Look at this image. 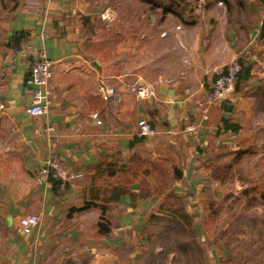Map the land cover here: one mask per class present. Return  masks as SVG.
<instances>
[{
  "label": "crops",
  "instance_id": "crops-1",
  "mask_svg": "<svg viewBox=\"0 0 264 264\" xmlns=\"http://www.w3.org/2000/svg\"><path fill=\"white\" fill-rule=\"evenodd\" d=\"M190 9L188 19L168 12L132 21L130 63L91 49L92 35L83 33L101 13L95 0H0V264H152L148 246L162 229L147 224L163 198L153 192L159 171L194 218L225 196L229 181L211 178L209 161L242 148V123L252 121L264 78L255 68L264 58L255 36L264 0H202ZM41 54L51 61L50 104L35 116L25 112L32 96L25 78ZM237 57L250 65L249 77L208 105L204 118L214 69ZM99 80L120 100H103ZM131 84L152 93L135 98ZM139 118L153 134L135 133ZM221 118L240 124L235 137ZM50 157L83 175L39 181ZM113 185L126 193L108 201L92 195ZM26 213L39 216L27 233L18 224ZM211 255L209 264H223L222 254Z\"/></svg>",
  "mask_w": 264,
  "mask_h": 264
},
{
  "label": "rangeland",
  "instance_id": "rangeland-1",
  "mask_svg": "<svg viewBox=\"0 0 264 264\" xmlns=\"http://www.w3.org/2000/svg\"><path fill=\"white\" fill-rule=\"evenodd\" d=\"M156 1L160 5H151L145 0H95L104 16L99 13L83 33L92 35L91 49L102 56H113L118 62L136 61L128 56L134 46L129 41L131 22L161 18L162 6L168 0ZM174 1L179 3L176 9L180 12L191 4L202 3V0ZM263 14L261 10L259 19ZM123 50H126V59H122ZM255 68H264V58ZM255 96L252 121L245 119L243 133L238 137L245 144L236 152L228 151L215 159V164L227 165L234 161L237 152L245 149L232 164L233 176L222 193L225 196L210 204V214L205 218L190 216L174 223L171 216L165 215L159 221H152L151 229H168L153 231L147 253L152 264H168L171 252V264H209L213 258L211 252L222 254L219 256L223 264H264V78ZM183 206L185 210V202Z\"/></svg>",
  "mask_w": 264,
  "mask_h": 264
},
{
  "label": "built area",
  "instance_id": "built-area-1",
  "mask_svg": "<svg viewBox=\"0 0 264 264\" xmlns=\"http://www.w3.org/2000/svg\"><path fill=\"white\" fill-rule=\"evenodd\" d=\"M101 15L104 16V14ZM261 24H264V14L259 20V26ZM258 28L255 31V36L258 34ZM239 70L240 64L235 58L214 69L215 77L204 98V106L202 108L204 118L206 117L207 106L220 100L226 91L234 88L233 85ZM51 74V61L41 54L38 60L30 66L29 72L25 78L26 83L31 86L32 92L31 100L25 106V112L27 114L36 116L47 113L50 104L49 79ZM129 89L134 92L135 98H140L152 93L149 87L143 84H131L129 85ZM97 91L100 97L105 101L112 100L117 102L121 98L120 92L114 85L107 84L102 80L98 82ZM91 116L96 123L101 122V119L96 113L93 112ZM188 128H194V125L191 124ZM46 130H51V126H47ZM153 132V127L147 119H137L135 133L138 136L150 135L153 134ZM230 136L235 137V134L231 133ZM82 175L83 173L81 171L63 165L56 157H50L39 167L37 177L39 181L44 182L48 181L50 177L58 178L62 181H69L79 178ZM38 223L39 216L34 213H26L18 218V224L25 233L30 232Z\"/></svg>",
  "mask_w": 264,
  "mask_h": 264
},
{
  "label": "trees",
  "instance_id": "trees-1",
  "mask_svg": "<svg viewBox=\"0 0 264 264\" xmlns=\"http://www.w3.org/2000/svg\"><path fill=\"white\" fill-rule=\"evenodd\" d=\"M145 1L151 5H160L156 0H145ZM181 1L184 2L185 0H181ZM167 3L168 4H164L162 6L163 14L171 12V13L176 14L180 19L191 18L192 15H191L190 8H188L187 10L182 9L183 12H180L176 9L179 3H176L174 0H168ZM257 39H261L262 41H264V24H261L258 28ZM236 61L240 64V70L237 72L236 79L233 85L234 88L236 87V85L238 84L240 80L247 79L250 75V72H249L250 65L248 63L243 62L239 57L236 58ZM221 120H222L224 129L230 130L234 134H236V132L238 131V128H240L239 123H234L231 120L226 119V118H221ZM244 144L245 143H243V145ZM244 151L245 149L243 148V150H240L239 152H237V155L234 161L230 162L227 165H219V164H215L209 161V173H210L211 178L215 180H219L220 182L229 181L231 177L233 176L232 175V164L239 160V156L241 152H244ZM158 177L160 180H159L158 186H156L153 189V192L158 193V194L163 193V198L158 205L156 213L150 217L147 225H149L152 221L161 220L163 217H165V215L171 216V218L174 220V223L177 222V220L189 219L191 215L184 210V206H183L184 200L182 196L175 193L174 191H169V190L166 191L167 186H166V181H165V173H163L162 171H159ZM55 179L60 180L58 178H52V177L49 178V180H55ZM60 181L62 182V180ZM126 191H127L126 186L113 185V186L106 187L102 192L96 191L92 195L98 196V197L100 196L102 200L108 201L110 199L111 200L117 199L120 194H124L126 193ZM147 192H149V189L147 190ZM102 210H104V206H102ZM106 225H107V221L102 217H100L99 220L96 222V226L99 231L106 230ZM162 230L167 231L168 229L162 228ZM174 230L179 231L178 229H174Z\"/></svg>",
  "mask_w": 264,
  "mask_h": 264
},
{
  "label": "water",
  "instance_id": "water-1",
  "mask_svg": "<svg viewBox=\"0 0 264 264\" xmlns=\"http://www.w3.org/2000/svg\"><path fill=\"white\" fill-rule=\"evenodd\" d=\"M92 64L95 65V66H98V64H97L95 61H93ZM232 91H233V89H230V90L226 91V92L222 95V98H223V99L229 98V96H230V94H231Z\"/></svg>",
  "mask_w": 264,
  "mask_h": 264
}]
</instances>
